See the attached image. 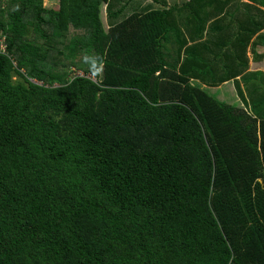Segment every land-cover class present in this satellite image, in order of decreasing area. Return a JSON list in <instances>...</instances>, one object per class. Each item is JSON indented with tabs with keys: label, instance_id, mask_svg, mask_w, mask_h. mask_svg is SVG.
<instances>
[{
	"label": "trees",
	"instance_id": "1",
	"mask_svg": "<svg viewBox=\"0 0 264 264\" xmlns=\"http://www.w3.org/2000/svg\"><path fill=\"white\" fill-rule=\"evenodd\" d=\"M48 1L0 0V264H264V11Z\"/></svg>",
	"mask_w": 264,
	"mask_h": 264
},
{
	"label": "crops",
	"instance_id": "2",
	"mask_svg": "<svg viewBox=\"0 0 264 264\" xmlns=\"http://www.w3.org/2000/svg\"><path fill=\"white\" fill-rule=\"evenodd\" d=\"M150 1V0H148ZM190 0H166V2L168 3V5H173V4H183L184 2H188ZM212 1V0H211ZM222 1V0H221ZM226 1V0H225ZM237 1H241L243 3H247L250 5H254L257 8H260L261 10L264 11V7L261 5H257L254 4L252 1L250 0H233V4L236 3ZM207 11L209 14L215 15L212 13L211 6L206 7ZM228 11V10H226ZM224 11V13L226 12ZM229 13H231L232 15L229 17L224 16V13L218 14L216 18H221L222 21L220 23L221 27H223L222 29L225 30H229V29H235L238 28L239 26V20L243 17L245 9L240 8L239 10L237 9H233L231 11H228ZM102 13L105 15L107 14V4H104L102 6ZM207 15V13H206ZM214 20V19H212ZM208 21L207 25H206V32L207 34H205V38L211 42H214V39H223L222 37H220L219 35H215V25L217 23H215L214 21ZM213 23V25H212ZM219 23V22H218ZM261 34V35H260ZM260 34H255L253 39H251V45L249 46V50H248V55H249V59H250V68L249 71L251 72H262L264 74V45L263 43H260V39L262 37H264V30L260 33ZM263 40V39H262ZM264 41V40H263ZM256 43V45H254ZM256 46V47H255ZM255 47V48H253ZM263 56V58L261 57ZM232 86L233 87V92L232 91H227V87ZM206 88H210V87H206ZM215 91H217V93H220V96H226L227 92L229 93L230 96H233L235 94V97L237 102L239 101L238 97H237V91L235 89L234 83L233 82H229L226 83L218 88H211Z\"/></svg>",
	"mask_w": 264,
	"mask_h": 264
},
{
	"label": "clouds",
	"instance_id": "3",
	"mask_svg": "<svg viewBox=\"0 0 264 264\" xmlns=\"http://www.w3.org/2000/svg\"><path fill=\"white\" fill-rule=\"evenodd\" d=\"M83 62L87 67L89 75L99 77L102 75L104 58L96 53L85 54Z\"/></svg>",
	"mask_w": 264,
	"mask_h": 264
},
{
	"label": "rangeland",
	"instance_id": "4",
	"mask_svg": "<svg viewBox=\"0 0 264 264\" xmlns=\"http://www.w3.org/2000/svg\"><path fill=\"white\" fill-rule=\"evenodd\" d=\"M48 3H50L48 0H45V5H47ZM48 5H52V3L48 4ZM105 16V20L107 22V14L104 15ZM77 75H83V73L78 72ZM197 86H200L202 89H204L205 91H207L209 94H211L214 98L221 100L223 102L229 103V104H233V105H239V102H237L235 97V94L233 96H230L229 93L227 92L226 96H220V93L211 88H206L205 86H202L201 84H195ZM227 91H232L233 92V87L229 86L226 89Z\"/></svg>",
	"mask_w": 264,
	"mask_h": 264
}]
</instances>
